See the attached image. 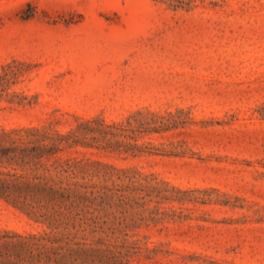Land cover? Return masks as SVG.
Here are the masks:
<instances>
[{"label": "rangeland", "instance_id": "rangeland-1", "mask_svg": "<svg viewBox=\"0 0 264 264\" xmlns=\"http://www.w3.org/2000/svg\"><path fill=\"white\" fill-rule=\"evenodd\" d=\"M0 264H264V0H0Z\"/></svg>", "mask_w": 264, "mask_h": 264}]
</instances>
